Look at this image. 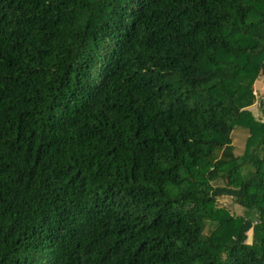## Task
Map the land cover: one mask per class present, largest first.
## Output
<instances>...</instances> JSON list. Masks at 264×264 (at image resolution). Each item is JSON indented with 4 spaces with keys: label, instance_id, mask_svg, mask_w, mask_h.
<instances>
[{
    "label": "trees",
    "instance_id": "1",
    "mask_svg": "<svg viewBox=\"0 0 264 264\" xmlns=\"http://www.w3.org/2000/svg\"><path fill=\"white\" fill-rule=\"evenodd\" d=\"M260 76L264 0H0V264H264Z\"/></svg>",
    "mask_w": 264,
    "mask_h": 264
},
{
    "label": "rangeland",
    "instance_id": "2",
    "mask_svg": "<svg viewBox=\"0 0 264 264\" xmlns=\"http://www.w3.org/2000/svg\"><path fill=\"white\" fill-rule=\"evenodd\" d=\"M256 71H259L258 69ZM255 91L257 93L258 96H263L264 98V76H260L256 82H255ZM257 108V107H256ZM249 176L246 173V171H242V170H238L235 172V174L233 175V179L234 181H240L242 179H247ZM224 205L230 207L232 205V203L229 200L223 201Z\"/></svg>",
    "mask_w": 264,
    "mask_h": 264
}]
</instances>
